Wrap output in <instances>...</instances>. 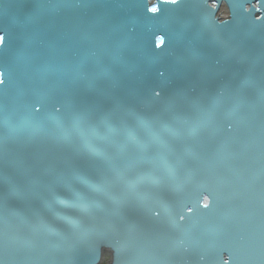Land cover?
<instances>
[{
	"label": "water",
	"instance_id": "obj_1",
	"mask_svg": "<svg viewBox=\"0 0 264 264\" xmlns=\"http://www.w3.org/2000/svg\"><path fill=\"white\" fill-rule=\"evenodd\" d=\"M3 4L0 264H264V0Z\"/></svg>",
	"mask_w": 264,
	"mask_h": 264
},
{
	"label": "snow or ice",
	"instance_id": "obj_2",
	"mask_svg": "<svg viewBox=\"0 0 264 264\" xmlns=\"http://www.w3.org/2000/svg\"><path fill=\"white\" fill-rule=\"evenodd\" d=\"M180 0H160V4L156 6L149 7L146 4L143 5V8L146 9L147 13H151V19L158 18V15L161 13V6L163 5H178ZM3 0H0V8H3ZM259 12V9H256ZM260 19H264V17H259ZM164 39L163 37H159L155 43V47L160 48L163 46ZM7 44V34L0 32V51H3L4 47ZM159 75L164 76V72L160 71ZM7 84V69L0 67V86H5ZM155 96L159 97L161 95L160 91L154 90ZM39 103V101H38ZM43 105L41 104V108ZM41 109L36 108V111L39 112ZM57 111H60L58 108ZM203 207L208 208L209 204H204ZM152 211L155 213L157 217L161 215V209L158 211L156 208H153ZM191 212V209H188ZM179 220L183 221L184 216L180 215ZM117 251L113 249L111 243L104 238L103 236L98 237L92 246L91 256H92V264H118L117 261ZM232 257L229 256L228 259H224L223 255V264H231Z\"/></svg>",
	"mask_w": 264,
	"mask_h": 264
}]
</instances>
